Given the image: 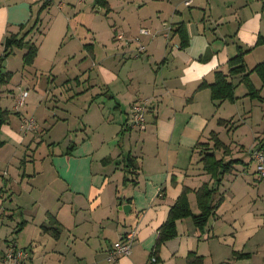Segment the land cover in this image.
Segmentation results:
<instances>
[{"label": "crops", "instance_id": "1", "mask_svg": "<svg viewBox=\"0 0 264 264\" xmlns=\"http://www.w3.org/2000/svg\"><path fill=\"white\" fill-rule=\"evenodd\" d=\"M35 1L0 0V57L7 36L15 33L20 25L31 24L33 7L39 4L40 8L45 0ZM108 1L111 10L106 16L112 28L109 34L107 29L104 33L109 35L113 52L109 62H105L108 65L101 69L103 74L100 71L97 74L102 78L101 84L89 82L87 87L80 86V93H89L95 100L84 104L83 111L79 107L75 111L77 126L67 128L66 135L70 138L74 135L70 144L74 142L75 148L66 154V146V151L53 156L44 169L38 173L34 169L37 176L25 173L27 176L21 178L24 187L27 177L28 182H33L36 177L49 175L42 194L49 205L56 207H48L46 214H52L61 226L57 238L52 231L46 232L42 225L49 224L47 216L38 223V230H33L32 240L22 246L16 241L18 246L31 250V259L26 264H34L36 260L40 264H101L99 254L107 260L114 243L129 234L134 235L132 253L116 264H187V256L192 251L204 257V264L225 261L264 264V182L257 179L256 164L250 169L256 162L250 152L257 147V137L263 138L264 129L254 136L248 151L243 141L231 148L232 154L226 159L240 158L243 162L224 175L215 198L222 196V201L207 225L200 228L190 217L179 219L177 235L162 244L159 259L150 257L159 228L183 187L195 190L204 182L214 185V178L200 161L196 144L212 143L210 132L216 131L220 136V130L228 124L221 125L218 120H234L235 113L231 111L230 118L218 116L226 101L217 105L209 88H197L204 80L212 82L217 70L228 72V60L240 48L247 51L246 60L253 55L264 60V44L258 43L259 37H264V0H193L188 7L185 0ZM54 3L59 8L55 21L60 19L59 27L62 25L64 30L56 42L65 37L66 20L69 25L74 17L80 19L90 32L86 30L87 36L80 39L79 45L74 42L73 52L66 55L88 52L93 67L96 66L95 42L91 40L98 36L93 34V29L100 28L95 25V18L105 9L97 6L95 0H52L48 12ZM182 22L190 39L185 49L179 47L180 38L174 31L170 38L165 36L167 26L175 29ZM142 28L149 29L151 34H141ZM120 32L125 39L115 37ZM50 33L36 41L39 47L36 68L54 59L49 55L55 53L56 45L43 52ZM136 35L141 37L140 42H135ZM88 38H91L89 42ZM29 39H34L33 33ZM141 43L146 51L136 56ZM122 55L127 61L119 60ZM40 58L44 59L42 65L38 64ZM0 70L13 72L9 65L1 63ZM140 99L152 102L145 129L134 125L131 117L132 106ZM239 100L230 104L235 105ZM16 111L19 119H26L25 113ZM69 111L72 113V109ZM31 118L34 130L42 131L37 118ZM61 118L69 120L63 115L56 123ZM41 119L47 120L45 116ZM8 121L0 131L3 136L0 140L4 141L0 150L7 145L5 138L23 142V133L34 131L22 133L21 128L16 130ZM217 156L221 157L222 152L217 151ZM1 171L4 177L10 174L9 169ZM6 180L0 181V206L4 205L0 214L5 211L12 220L14 214L9 212L13 207L3 199L14 188L22 198L23 191L13 185L14 180ZM37 184L32 183L26 193L32 204L39 202L40 189L34 193ZM8 186L12 188L9 193H5L9 188L1 191ZM189 200L193 211L198 212L195 192L189 194ZM125 204L131 205L128 213L121 207ZM18 207L26 209L21 204ZM22 221L17 228L21 224L20 232H26L23 229L28 227L30 219ZM2 238L0 250L7 245L6 240H12L10 234L2 233ZM234 252L248 256L236 259Z\"/></svg>", "mask_w": 264, "mask_h": 264}, {"label": "rangeland", "instance_id": "2", "mask_svg": "<svg viewBox=\"0 0 264 264\" xmlns=\"http://www.w3.org/2000/svg\"><path fill=\"white\" fill-rule=\"evenodd\" d=\"M38 2L41 3V0L35 1V3ZM43 3L44 2L41 3V6ZM186 6L188 7V5ZM33 9L34 15L30 20L31 24L27 27L33 25V22L36 20L40 9L39 4H36ZM46 9L41 12L40 20L32 33L34 35L33 41L37 43L36 41H38V39L40 41L43 36L45 37L52 32L50 33V38L43 50V52H46L51 50L53 46H57L55 53L49 55V57L54 58L52 62H46L42 65L44 59L40 58L38 64L42 66H39L38 68L35 67V60L32 64L25 65L23 63V54L26 51V48L19 47H14L13 52L7 59L1 60L0 58L1 64L9 65L13 70V76L10 82L6 84L0 83V106L2 109L9 110V114H11V116L9 115L10 119L8 118L7 121L10 120L8 122L11 123L16 130H18L19 127L20 131L23 120L19 119V116L17 115L18 113L16 110L18 109L25 113V118H37L39 126L42 127V131L36 132L34 130L28 134L23 133L24 130L21 129L23 137L25 136L23 142H19L14 138H5L7 140V145L4 149L0 150V171L5 169L10 170V174L7 173L5 176L8 181L3 175H0V181L6 180L7 182H10L14 180L13 185L15 184L17 188L23 191V197L19 198V194L15 188L11 191L12 188H9L10 184L6 187L7 189L9 188V190L5 193H9V191H11V193L8 197V194H6V197L3 200L4 203H8L13 207V210L10 211L9 214L14 215L12 220L6 215L5 219L0 221L1 232L10 234L12 239H15L20 246L28 243L26 241L32 240L34 235L33 230H38V223L42 222L47 216L49 217L50 213L46 214V209L51 206L56 207L55 205H49L42 194L43 185L44 183H47L46 181L49 178V175L42 178L36 177L33 182H28L27 179H29V177H27L24 179V187H22L21 178L31 174L37 176L36 173H38L40 169H44L46 164L51 163V158L53 156L66 151L71 140L74 139V135L71 134V138L69 135H66L68 133L67 128L71 129L78 124L77 117L75 116L77 112L75 113V111H78L79 107L80 109L81 107H85L84 104L89 103L93 99L89 93L86 95L80 93V86L83 87L85 85L87 87L89 82L91 84H101L100 80H102V78L97 77V74L99 71L103 74L101 69L105 67V65H108L105 62H109V59H111L110 55L113 52V44L110 41V38H108L109 31H111L112 28L111 21L106 16L105 10L99 11L97 18H95L97 21L95 25L100 28L99 31L94 28L93 34H98V36H95L96 38L92 36V40L91 38H88L87 40L88 42L90 40L95 42L97 53L95 62L97 65H94L93 67V60L88 52H76L74 56L66 55L73 52L72 46L75 48L74 42L79 45L80 39L82 37L84 39L87 36L84 32H86V30L90 32L89 29L86 28L84 24L80 23V19L75 20V17L69 21V25L66 20L65 37L58 40L59 42H56L57 37L63 36L62 33L64 32L62 25L59 27L61 20L59 19V21H55L56 12L59 8L57 3H54L51 6L50 12ZM105 29H107L108 34L104 33ZM18 32H21V25L15 33ZM121 33L124 34L123 32L117 34ZM10 35L12 34L10 33ZM105 36L107 37L104 38ZM120 42L122 41L120 40ZM135 42L137 41L135 40ZM126 58L125 55H122V58L119 60L127 61ZM262 59L263 57L257 58L255 55L249 57L247 60L245 58L248 69L254 67V65ZM2 68L4 69V67ZM91 68L94 71V74ZM85 69L87 70L84 71ZM155 69L156 68L153 69L154 75ZM232 80L237 85L236 94L239 96L238 99L240 100L237 104L234 103L235 105L230 104V101H226L225 106L222 108V114L218 112V116L225 115L226 117L229 116V118L231 111H234L235 113V119L230 120L225 126L226 129L223 128L220 130V137L229 144L231 148H235L234 146L237 142L243 141L247 148L246 150L248 151L255 141L254 136L258 135V133L264 129V101L260 99H252L247 95L248 89L246 85L241 82V76H234L232 77ZM252 80L257 87H262V81L257 73L254 72L252 74ZM24 91H28L29 96L26 98L24 105L16 108L15 106L18 105V99ZM262 92L261 94L264 95ZM146 100L147 119L152 108V102H150V99L136 100L135 103H142ZM70 109H72V113L69 111ZM63 115H67L69 120L66 121L61 118L59 120L60 122L56 123V120ZM43 116L47 118L46 122L44 119H41ZM63 121L65 122L63 123ZM0 136L3 138L2 135ZM260 138L261 137L259 136L257 140H261ZM255 164L256 162L250 166V169H252ZM34 169L36 171L35 174L33 173ZM2 172L3 171L0 173ZM25 173H27V175ZM34 182L39 183L36 185L34 193L37 192V189H40V198H38L39 202L37 204H32L29 197H26L29 187ZM28 183H30V185H28ZM19 204L23 205L26 209L18 207ZM0 207L1 210L4 209V205ZM26 218L30 219V223L28 227L23 230L28 231L16 233L15 229L17 228L18 222H21ZM12 230H14V232L11 234ZM98 259L101 260V264H108L107 260H105V256L102 257L99 254ZM35 262L34 264L41 263L40 260H36Z\"/></svg>", "mask_w": 264, "mask_h": 264}, {"label": "trees", "instance_id": "3", "mask_svg": "<svg viewBox=\"0 0 264 264\" xmlns=\"http://www.w3.org/2000/svg\"><path fill=\"white\" fill-rule=\"evenodd\" d=\"M52 0H45L42 6L38 11V16L36 20L33 22V25L27 27L26 24L21 25V32L13 33L12 35H8L5 43H4V51L1 60L6 59L14 50V47L26 48V51L23 54V63L25 65L32 64L38 54L39 47L37 43H35L32 39H29V34L32 33L33 29L37 26L40 20L41 12L46 9ZM97 6L104 8L108 13L111 10L110 4L108 0H95ZM264 8V4H263ZM27 29V30H26ZM174 32L179 35L180 38V46L181 49H185L188 47L190 43L189 35L185 24L178 23L174 29ZM28 38V39H27ZM259 44H264V37H259ZM240 48V47H239ZM247 51L239 50V53L234 55L228 60V72L223 70H217L215 72V77L212 82H207L206 80L202 81L197 89L209 88L211 90V97L213 101L217 105H220L224 101L234 102L238 97L236 95V84L231 79L233 75H241V82H243L247 89V95L252 99H260L264 101V95L261 94L264 88V60L257 63L253 68L248 69L246 65L245 55ZM257 73L262 81V87L257 88L253 80L251 79V75L253 73ZM13 72L6 71L3 72L0 70V83L6 84L10 82L12 79ZM9 110L2 109L0 107V131L2 125L7 122L9 118ZM230 120L227 119H219L218 123L223 125L229 123ZM261 137V136H260ZM258 138V137H257ZM210 142H199L196 144V149H198L199 155H201V162L203 163L204 170L212 175L214 178V185H211L210 182H204L199 188L193 189L189 186H184L182 192L176 199V201L170 207L168 217L165 222L159 228V234L155 243L153 250L151 251L150 257L157 256L159 259V252L162 244H164L171 237L177 235V221L182 218L190 217L197 227L204 228L211 216L214 215L215 211L219 207L222 196L215 200L216 195L219 190V185L222 182L224 175L227 173H231L237 164L242 163V159L240 158H230L226 159L227 156L232 154V149L230 145L225 143L223 139L219 136L216 131L210 132ZM4 145V141L0 140V147ZM75 143L72 142L66 151V154H70L71 151L75 148ZM264 146V138L261 137V140H258L256 149ZM252 150V158L254 159V152ZM217 151L222 152V156H217ZM255 160V159H254ZM6 187L1 188L2 192H5ZM191 192H195L196 195V203L198 206V212H194L189 200V194ZM1 209V208H0ZM7 213V212H6ZM5 211H2L0 214V221L5 219L6 217ZM8 217V214H7ZM21 224H25V222H21ZM19 224V225H21ZM18 225V228L15 229L16 233L21 231V226ZM42 228L46 231H52L55 238L59 237L61 226L57 219H55L52 214H49V224L42 225ZM1 232V227H0ZM125 238V237H124ZM3 241L2 232L0 234V243ZM7 245L4 249H1L0 258L3 257L4 252L9 248H25L19 247L16 244V240L12 239L6 240ZM29 249V248H27ZM31 252V250H30ZM248 256L246 253L242 252H234V257L243 258ZM31 259V253L27 260H25L24 264L28 260ZM147 264V263H145ZM187 264H204V257L202 255H198L196 252H190L187 256ZM219 264H230V261L221 262Z\"/></svg>", "mask_w": 264, "mask_h": 264}, {"label": "built area", "instance_id": "4", "mask_svg": "<svg viewBox=\"0 0 264 264\" xmlns=\"http://www.w3.org/2000/svg\"><path fill=\"white\" fill-rule=\"evenodd\" d=\"M193 0H185V4L190 6ZM174 27L167 26L165 36L170 38L171 33ZM141 34L148 35L151 34V31L147 28H142L140 30ZM117 39H125L124 34H117ZM140 36L134 37V40L140 42ZM146 51V46L144 44H139L138 50L136 52V56H140L143 52ZM28 91H24L23 94L18 99V105L16 108L21 107L25 104L26 98L28 97ZM146 103L147 100L142 103H134L132 106L131 117L133 124L141 129H145L146 127ZM21 129L26 131L34 130V119L26 118L23 120L21 125ZM254 159L256 161V176L257 179L261 182H264V146L256 149L254 152ZM1 234V232H0ZM134 243V235L129 234L125 238L114 243L112 248L109 250L107 255V260L111 264H116L119 259L125 256H129L132 253ZM30 249L27 248H9L4 252L3 257L0 258V264H24L25 260H27L30 256ZM147 264H151L148 262Z\"/></svg>", "mask_w": 264, "mask_h": 264}, {"label": "water", "instance_id": "5", "mask_svg": "<svg viewBox=\"0 0 264 264\" xmlns=\"http://www.w3.org/2000/svg\"><path fill=\"white\" fill-rule=\"evenodd\" d=\"M122 208H123V210L125 211V212H129L130 211V209H131V205L130 204H125V205H123V206H121Z\"/></svg>", "mask_w": 264, "mask_h": 264}]
</instances>
